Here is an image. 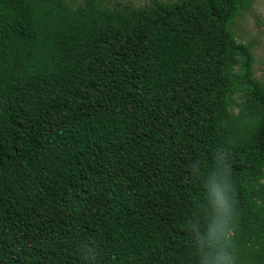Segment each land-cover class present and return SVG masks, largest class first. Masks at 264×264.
Listing matches in <instances>:
<instances>
[{"label":"trees","instance_id":"16d2710c","mask_svg":"<svg viewBox=\"0 0 264 264\" xmlns=\"http://www.w3.org/2000/svg\"><path fill=\"white\" fill-rule=\"evenodd\" d=\"M256 1L0 0V264H201L225 165L264 264Z\"/></svg>","mask_w":264,"mask_h":264},{"label":"clouds","instance_id":"9594fccd","mask_svg":"<svg viewBox=\"0 0 264 264\" xmlns=\"http://www.w3.org/2000/svg\"><path fill=\"white\" fill-rule=\"evenodd\" d=\"M218 171V179L205 183L206 199L216 218L207 233H204L205 238L198 237L197 247L202 257L201 264H237L234 225L238 223V219L234 209V188L227 165Z\"/></svg>","mask_w":264,"mask_h":264},{"label":"rangeland","instance_id":"374dc122","mask_svg":"<svg viewBox=\"0 0 264 264\" xmlns=\"http://www.w3.org/2000/svg\"><path fill=\"white\" fill-rule=\"evenodd\" d=\"M69 6L77 7L83 0H64ZM161 2L172 0H158ZM108 8H119L132 6L136 8L150 4V0H101ZM234 32L239 42L253 41L256 44L255 55V76L264 82V0H257L253 7L239 18L234 26Z\"/></svg>","mask_w":264,"mask_h":264}]
</instances>
